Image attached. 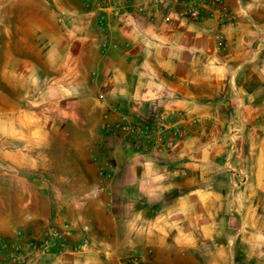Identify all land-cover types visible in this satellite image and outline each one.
Instances as JSON below:
<instances>
[{"label":"crops","instance_id":"0c3cea01","mask_svg":"<svg viewBox=\"0 0 264 264\" xmlns=\"http://www.w3.org/2000/svg\"><path fill=\"white\" fill-rule=\"evenodd\" d=\"M223 2L219 27L165 0H121L103 24L80 0H0V80L40 109L39 140L9 133L29 148L0 153V238L89 243L28 264H264V0ZM105 114L178 134L110 137Z\"/></svg>","mask_w":264,"mask_h":264},{"label":"built area","instance_id":"2783aa9c","mask_svg":"<svg viewBox=\"0 0 264 264\" xmlns=\"http://www.w3.org/2000/svg\"><path fill=\"white\" fill-rule=\"evenodd\" d=\"M86 10H97L100 16V23H105L108 10L120 13L121 0H80ZM157 1V0H154ZM171 6L179 7L181 18L199 22L204 19L215 20L219 27L228 23L229 18L226 13L223 0H165ZM203 8L208 12L202 13ZM141 11V10H139ZM106 41L103 48H106ZM102 131L110 137H136V141H149L157 143L162 149H169L171 142L176 138L178 131L167 126V123L160 120L151 127H140L138 124L111 125L108 122V115H103ZM113 173V165L107 161L101 170L103 179H108ZM68 234H62L51 230L45 235L42 242L24 240L21 233H17L13 239L0 238V260L8 264H28L31 255L42 254L46 249H52L56 253H65L71 249L75 251H85L89 249V243L85 240L78 245L67 247L65 244Z\"/></svg>","mask_w":264,"mask_h":264},{"label":"rangeland","instance_id":"374dc122","mask_svg":"<svg viewBox=\"0 0 264 264\" xmlns=\"http://www.w3.org/2000/svg\"><path fill=\"white\" fill-rule=\"evenodd\" d=\"M5 52L6 51H0V79L2 77H6L9 70V67L7 66V64H5L7 62V59L4 56ZM17 85L19 86V88L17 87ZM14 86L17 87L16 90ZM25 86L26 85L24 82H21L19 85V83H9L7 80H0V153L7 151L9 148H17L21 151H23L25 148H29L23 146H8L9 144L7 143V137L9 133H11V135H9L10 141H14L13 139L15 138V141L39 140L37 136L30 137L27 133V129L24 128L26 124L29 125L30 123H32V119L34 117L35 119H37L40 116V109L37 108L39 106H32L33 104L38 105L39 100L34 101L31 105V92H29V90L27 91L28 87ZM34 109H36V111L34 112H36L37 114L33 115L31 118V115L28 112H32ZM15 130L17 131L16 134L14 133ZM2 141H6V143ZM34 145L36 146L37 144ZM35 146H33L34 149H38V147ZM240 216L242 218L244 216V213L242 211ZM234 262L235 259H233V257L228 256L224 258V264H235ZM239 264H243L241 260Z\"/></svg>","mask_w":264,"mask_h":264}]
</instances>
